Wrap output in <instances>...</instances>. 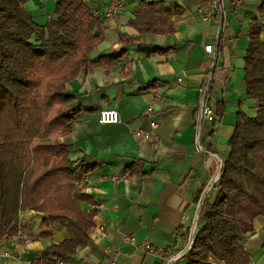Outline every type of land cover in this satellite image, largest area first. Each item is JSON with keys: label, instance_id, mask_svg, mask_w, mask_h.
<instances>
[{"label": "crops", "instance_id": "1", "mask_svg": "<svg viewBox=\"0 0 264 264\" xmlns=\"http://www.w3.org/2000/svg\"><path fill=\"white\" fill-rule=\"evenodd\" d=\"M108 1L85 4L102 13ZM165 1L170 9H182L172 33L138 34L129 20L139 0H122L116 18L102 17L104 36L91 56L117 53L124 46L122 33L138 39L127 45L117 65L83 68L65 84L74 96L72 107L91 110L79 113L61 140L69 145L71 158L84 154L96 163L78 185L89 195L82 209L96 210L89 241L66 264H185L202 203L217 190L213 180L226 159L236 112L249 116L257 109V101L245 97L242 67L249 21L264 20V7L258 10L264 0H243L228 9L221 27L201 19L200 0ZM24 6L44 24L55 5L54 0H24ZM207 43L213 44L212 52L204 50ZM158 47L172 49L159 53ZM149 80L156 84L140 88ZM205 84L214 122L201 120L198 98ZM148 105L155 127L149 126ZM105 108L116 110L119 121L100 123L98 112ZM19 222L31 240H0V251H10L0 255V264H31L51 243L69 237L65 228L48 225L32 209H23ZM253 228L243 242L248 264H264V216L254 218ZM40 232L49 235L39 237ZM130 236L133 241L127 240Z\"/></svg>", "mask_w": 264, "mask_h": 264}, {"label": "trees", "instance_id": "2", "mask_svg": "<svg viewBox=\"0 0 264 264\" xmlns=\"http://www.w3.org/2000/svg\"><path fill=\"white\" fill-rule=\"evenodd\" d=\"M85 1L54 0L53 15L39 24L24 0H0V240L20 230L30 233L19 222L18 212L25 208L69 234L31 264H58V259L73 257L88 243L96 214L95 209H82L80 203L89 195L78 186L96 163L84 154L71 158L69 145L61 140L76 116L91 109L73 108L74 96L65 84L83 68L117 65L127 45L138 39L122 33L124 46L117 53L93 58L91 51L104 36L103 18ZM263 7L262 2L258 10ZM181 13L177 6L168 8L165 0H139L129 25L138 34L172 33L173 19ZM248 27L243 85L245 97L256 100L257 109L249 116L241 109L236 112L217 190L199 210L185 264H213V259L248 264L244 238L253 231L254 218L264 216V20L253 17ZM155 84L149 80L140 88ZM216 112L221 115V107Z\"/></svg>", "mask_w": 264, "mask_h": 264}, {"label": "built area", "instance_id": "3", "mask_svg": "<svg viewBox=\"0 0 264 264\" xmlns=\"http://www.w3.org/2000/svg\"><path fill=\"white\" fill-rule=\"evenodd\" d=\"M243 0H200L198 4V12L200 14L201 19L211 21L214 23H217V27H221L222 21L225 15V11L231 8H236L239 6ZM108 6L103 11L102 13H97L94 12V14L98 15L99 17H104V18H110L114 19L116 18V15L120 11L122 7V0H109L108 1ZM204 50L206 52H212L213 51V44L207 43L204 44ZM180 80V78H178ZM208 91V86L205 84L200 89V96L198 98L199 101V110H200V115H201V120H208L210 122H214L216 119V114L214 112L213 105L211 101L208 99L207 95ZM153 111V106L148 105L146 108V116L149 117V126L150 127H155L156 122L154 120V116L152 114ZM98 118L99 122L102 124L105 123H116L119 121L117 111L114 109L110 108H105L104 110H100L98 112ZM136 135H144L145 137L149 136V133L146 131H140V130H135ZM216 181V178L213 180ZM96 209L100 208V206H95ZM22 214V211L18 212V216L20 217ZM13 241H25L29 242L31 240V237L28 236L23 230L18 231L16 235L12 237ZM127 240L133 241L134 237L130 236L127 238ZM193 240L191 239L190 241V247L192 246ZM189 247V248H190ZM147 249H150L149 246L146 245ZM10 251H0V255H9ZM58 264H66L62 260H57Z\"/></svg>", "mask_w": 264, "mask_h": 264}, {"label": "water", "instance_id": "4", "mask_svg": "<svg viewBox=\"0 0 264 264\" xmlns=\"http://www.w3.org/2000/svg\"><path fill=\"white\" fill-rule=\"evenodd\" d=\"M219 175H220V172H219V174H218V176L216 177V180L219 178ZM203 204V203H202ZM196 227H197V225H196ZM196 229H195V231H194V233H193V235H192V240H194V238H195V234H196Z\"/></svg>", "mask_w": 264, "mask_h": 264}]
</instances>
